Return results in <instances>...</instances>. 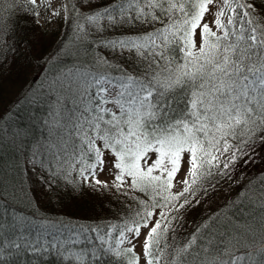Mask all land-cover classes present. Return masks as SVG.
<instances>
[{
  "label": "snow or ice",
  "instance_id": "1",
  "mask_svg": "<svg viewBox=\"0 0 264 264\" xmlns=\"http://www.w3.org/2000/svg\"><path fill=\"white\" fill-rule=\"evenodd\" d=\"M25 5L37 20L51 7L0 0V32ZM61 10L73 39L57 67L0 110V264H264V169L179 230L197 191L264 145V0H64ZM16 47L0 45V67ZM34 177L49 202L102 188L124 201L89 222L49 216L28 198Z\"/></svg>",
  "mask_w": 264,
  "mask_h": 264
},
{
  "label": "trees",
  "instance_id": "2",
  "mask_svg": "<svg viewBox=\"0 0 264 264\" xmlns=\"http://www.w3.org/2000/svg\"><path fill=\"white\" fill-rule=\"evenodd\" d=\"M5 21L7 22L6 27L3 32H0V45L7 43L8 45H17V47L13 51L4 49L8 59L3 67H0V110L15 101L18 94L23 95V89L29 86L36 88L49 77L57 67L61 52L73 39L72 28L66 21H61L59 29L48 32L38 23L37 18L32 15L27 5L21 10H13L10 14V22H8L9 16H5ZM9 37L11 38L9 39ZM21 37L24 38L22 43L19 42ZM29 81L31 84L28 83ZM21 105L27 106L26 99H21L16 107ZM12 110L15 112L16 108ZM26 175L22 174L21 178H25ZM226 182H229V179L225 176L214 177L210 183H205L206 191L200 189L197 193L206 195L211 191L221 192L222 186ZM242 182L233 185L221 202H215L205 209L201 204L194 203L191 207L181 209L180 218L184 223V228L179 230L190 231L194 228L203 217L210 215L213 209L232 199L235 193L241 190L240 185L244 183ZM29 187L31 190L27 193L28 198L34 197L33 203H38L41 210L49 216L69 215L80 218L82 222H89L98 217H110L112 211L118 207L116 201H124V197L115 193L114 190L109 191L102 188L98 192L89 193L76 200L65 197L61 204L54 194L49 202V193L42 188L40 183L36 182L35 177L31 182H25V188ZM14 206L18 210L27 211L23 202H18Z\"/></svg>",
  "mask_w": 264,
  "mask_h": 264
},
{
  "label": "rangeland",
  "instance_id": "3",
  "mask_svg": "<svg viewBox=\"0 0 264 264\" xmlns=\"http://www.w3.org/2000/svg\"><path fill=\"white\" fill-rule=\"evenodd\" d=\"M63 2L64 0H50L51 7L49 9H45L43 5L40 6V16L37 21L46 31L49 32L59 29V25L63 20L61 17L66 15L61 10ZM55 10H61L60 16L51 15V12ZM245 161H247V163H245ZM225 162H227L226 156L221 157V163ZM261 169H264V145L257 143L247 147L246 155H244L242 159H238L234 165L226 170L230 173L231 178L225 176L229 179V182H226L222 186L221 192L211 191L206 195H203V193H196L195 199L200 200L199 204H201L203 209L215 202H221L223 198L228 195L233 185L240 184L242 181L245 182L250 177L256 175ZM99 178L101 180H106L108 176L107 174H102ZM193 203L196 204L195 202Z\"/></svg>",
  "mask_w": 264,
  "mask_h": 264
}]
</instances>
